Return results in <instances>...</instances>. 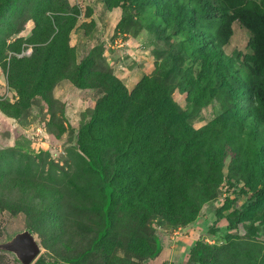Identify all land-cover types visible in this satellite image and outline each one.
I'll return each mask as SVG.
<instances>
[{"label": "rangeland", "instance_id": "374dc122", "mask_svg": "<svg viewBox=\"0 0 264 264\" xmlns=\"http://www.w3.org/2000/svg\"><path fill=\"white\" fill-rule=\"evenodd\" d=\"M109 1L0 0V241L30 229L40 246L31 264H199L195 246L205 257L204 245L226 240L232 261L264 253V237H256L261 220H250L264 203L247 201L248 189L264 181V131L238 139L224 129L231 115L235 121L244 114V96L237 113L230 111L210 83H197L203 51L191 63L187 39L143 24L135 13L140 5ZM155 1L159 15L170 1L189 9L188 0ZM249 37L235 21L221 48L240 77L245 69L235 56L246 51ZM168 55L171 69L161 67ZM144 75H152L155 88L134 91ZM183 122V130L222 129L217 144L225 143L227 154L215 196L196 213L185 206L175 217L162 195L139 203L159 180L139 186L134 175L164 154ZM187 134L191 148L183 156L196 159L203 134ZM199 156L205 163V151ZM105 183L113 188L109 204ZM225 187L235 200L222 205ZM242 215L249 219L240 221ZM0 264L21 263L0 250Z\"/></svg>", "mask_w": 264, "mask_h": 264}, {"label": "trees", "instance_id": "16d2710c", "mask_svg": "<svg viewBox=\"0 0 264 264\" xmlns=\"http://www.w3.org/2000/svg\"><path fill=\"white\" fill-rule=\"evenodd\" d=\"M188 1L189 9H184L182 6L170 1L168 11L162 13V15L156 13L157 3L155 0H114V3L123 2L125 4L127 2L128 8H135L140 5L141 8L135 13L142 19L143 24L147 22L148 24L166 26L170 34H177L182 39H187L189 47L193 49L189 59L191 63L196 60L197 51H203L201 53L203 56L196 60V62H200V66L196 69L198 74L197 83H210L213 90H217L231 105L230 111L237 113L238 102L244 96L246 102L243 109L244 114L237 116L235 121L233 120L235 116L231 115L228 123L230 127H224V129H231L232 135L238 139L247 138L250 131L251 136H253L252 131H255L258 127L264 131V0ZM106 3L110 4L111 2L106 0ZM200 20L203 22H200ZM235 21L250 32L246 51H238L235 56V59L245 69L244 77L239 76L233 61L221 53V48L229 43ZM203 23L204 25H202ZM197 25L201 27L198 28ZM173 65L171 55L161 60L162 68L171 69ZM153 81L152 75H144L134 91L146 90L149 87L155 88ZM184 115L185 118L190 116L187 111ZM180 124L178 128L180 134L169 139L164 154L157 155L156 161L152 165L138 167L137 173L134 175V179L138 180L139 186L146 185L148 179L153 180L158 177L159 180V184L154 188L153 195L150 198H141L139 203L153 202L159 195H162L164 207L168 211H172V216L175 217H177V213L175 215L174 212L182 211L185 206H190L196 213L203 202L215 196V190L222 177L220 173L222 155L227 154L226 144H217V136L222 129H214V126L210 124L200 130L193 128L183 130L185 123ZM189 131L197 139L196 134H203L204 137V141L199 140L198 145H194L195 148L197 146L196 159H187L188 157L183 156L184 147L189 150L191 148L186 139V136H189L187 134ZM251 136L250 138L253 139ZM150 137L151 133H145L146 139ZM189 142L191 143V140ZM169 145L176 147L178 151L169 155L167 153ZM145 146L147 145L145 144ZM149 151L152 153L151 150ZM200 151H205L207 154L205 163L202 162L199 156ZM259 153L262 156L261 150ZM258 162L260 163L262 160ZM178 163L186 167L181 171H177L176 166ZM162 179L166 184L164 187L161 184ZM193 186L197 188L195 197L190 195ZM104 190L108 195L109 204L113 188L109 183H105ZM227 191L228 187H225L221 193L222 205L227 200L230 203L235 200V198L230 197ZM248 191L251 194L247 201L253 197L256 201L262 200L264 203V181L260 186H254ZM248 191L244 190V193H248ZM177 206L178 209L174 210V207ZM239 219L244 221L249 217L248 215H242ZM258 219L261 220L260 230L263 228V232L255 236L262 240L264 237V210L260 216L250 218L251 221ZM199 242L201 241H197L196 245L201 244ZM230 244L236 248L235 243ZM227 245H229L227 240L226 243L220 245H204V248L207 247L208 249L205 257H202V251L198 247L195 246L193 249L197 250L196 256L199 264H264V253L260 251H253L246 260L232 261L228 255H225ZM158 252L159 250L154 251L151 256H156ZM235 253L237 254V250H234Z\"/></svg>", "mask_w": 264, "mask_h": 264}, {"label": "water", "instance_id": "95a60500", "mask_svg": "<svg viewBox=\"0 0 264 264\" xmlns=\"http://www.w3.org/2000/svg\"><path fill=\"white\" fill-rule=\"evenodd\" d=\"M0 250L11 253L21 264H31L40 246L32 231L23 229L0 241Z\"/></svg>", "mask_w": 264, "mask_h": 264}, {"label": "built area", "instance_id": "2783aa9c", "mask_svg": "<svg viewBox=\"0 0 264 264\" xmlns=\"http://www.w3.org/2000/svg\"><path fill=\"white\" fill-rule=\"evenodd\" d=\"M223 195H225V194H223ZM177 230V229H176Z\"/></svg>", "mask_w": 264, "mask_h": 264}]
</instances>
